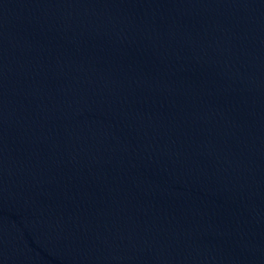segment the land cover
<instances>
[{
  "label": "water",
  "instance_id": "water-1",
  "mask_svg": "<svg viewBox=\"0 0 264 264\" xmlns=\"http://www.w3.org/2000/svg\"><path fill=\"white\" fill-rule=\"evenodd\" d=\"M0 264H264V0H0Z\"/></svg>",
  "mask_w": 264,
  "mask_h": 264
}]
</instances>
